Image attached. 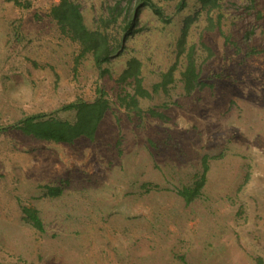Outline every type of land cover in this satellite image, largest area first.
<instances>
[{
  "label": "rangeland",
  "instance_id": "rangeland-1",
  "mask_svg": "<svg viewBox=\"0 0 264 264\" xmlns=\"http://www.w3.org/2000/svg\"><path fill=\"white\" fill-rule=\"evenodd\" d=\"M73 1L89 30L120 38L122 17L101 21L119 0ZM179 1L153 0L165 21L141 5L140 32L101 77L90 55L76 66L78 46L50 18L60 0H0V264H264V0H218L212 11L190 0L177 12ZM191 47L203 86L187 95ZM131 59L147 90L174 68L167 95L140 112L116 100ZM99 86L111 109L93 140L53 144L11 129L37 114L67 118L61 108L93 102ZM204 159L201 196L186 205L178 191L199 180ZM23 208L38 211L43 233Z\"/></svg>",
  "mask_w": 264,
  "mask_h": 264
},
{
  "label": "trees",
  "instance_id": "trees-1",
  "mask_svg": "<svg viewBox=\"0 0 264 264\" xmlns=\"http://www.w3.org/2000/svg\"><path fill=\"white\" fill-rule=\"evenodd\" d=\"M16 7L29 9L31 0H9ZM125 1L128 5L133 0H119L116 5L109 9L110 18L102 21L103 26L108 27L115 24L120 17L123 19L122 35L120 38H114L110 41V37L102 30H89L84 22L80 6L73 0H60L50 13V18L56 23L60 35L69 42L78 46V54L75 64L77 66L80 59L87 55L92 57L97 70L101 77L107 71H101L102 67L109 64L111 59L119 56L124 50L126 41L133 35L140 32L137 29V16L140 12L139 8L148 7L160 19L164 20V13L153 0H138L139 4L133 14L126 12V9L120 7L121 2ZM190 0H180L176 6L177 12L183 11ZM202 10L212 11L218 7V0H196ZM191 23L190 19L185 21L182 29V35L179 42L181 47L185 41L187 30ZM174 68H170L168 72L163 73L161 80L147 90L143 86L141 77V63L137 59H131L127 62L124 71L121 73L117 84L122 85L120 92L117 94V103L120 107L129 111L140 112V103L149 101L153 97H159L161 94L167 95L168 86L173 82ZM181 82L183 89L187 95L200 89L203 85L200 82V72L198 71L195 58L193 56V47L189 49L184 57V70L181 74ZM124 85V86H123ZM125 86H130L131 91L128 92ZM96 97L93 102L87 103L83 100H77L67 104L61 108V112L70 113L67 118H62L58 113L54 114H37L26 117L11 127L12 130L19 131L23 136L36 141L53 143V144H73L79 139L93 140L97 134L98 127L105 115L111 109L110 100L106 91L101 86L96 89ZM151 116H162L161 114L149 111ZM203 172L190 187H184L178 191V195L184 200L186 205L201 196L202 188L206 183V175L208 165L206 160L203 161ZM51 195L57 196L60 192L57 188H48ZM23 221L33 227L40 233L44 232L43 222L37 210L23 208ZM258 264H263L260 259Z\"/></svg>",
  "mask_w": 264,
  "mask_h": 264
}]
</instances>
